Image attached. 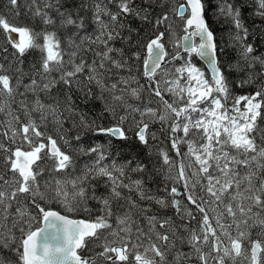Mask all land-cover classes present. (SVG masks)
Instances as JSON below:
<instances>
[{"label":"snow or ice","instance_id":"snow-or-ice-1","mask_svg":"<svg viewBox=\"0 0 264 264\" xmlns=\"http://www.w3.org/2000/svg\"><path fill=\"white\" fill-rule=\"evenodd\" d=\"M248 3L218 0L224 60L206 0H6L40 27L0 11V264H264V0L253 27Z\"/></svg>","mask_w":264,"mask_h":264},{"label":"trees","instance_id":"trees-1","mask_svg":"<svg viewBox=\"0 0 264 264\" xmlns=\"http://www.w3.org/2000/svg\"><path fill=\"white\" fill-rule=\"evenodd\" d=\"M5 3H6V0H0V11L4 12L5 15H8L10 22L17 23V24L28 23L30 26L34 24L37 27V29H39L40 25H39L38 21L37 22L30 21L26 17L23 16V12L25 11L23 8L21 9V12H22L21 17L17 19V18H14L11 14L7 13V11L3 7ZM206 3H207V8H208V11L206 14L207 19H208V22H209L212 30L214 31L215 35L217 36L218 41L221 43L222 46H224L226 42L229 44V46L227 48L228 55L223 57V59L224 60L234 59L235 53L232 51L231 46H230L229 25L225 21L224 17L219 16L217 14L216 5L218 3V0H206ZM253 7H254L253 0H249L248 7L245 11V17H246L245 22L250 27H253V17L251 16V11H252ZM260 23L261 22L257 18L256 19V25L259 26ZM138 24H139V22L134 23L133 27H137ZM182 34H183V32L180 31V29H177V35L181 36ZM134 39H135V36H134ZM4 43H5V37H4L3 33L0 32V45H4ZM117 46H120V45L117 44ZM169 48H171V45H169ZM38 55L39 54L37 52H30L28 54V56L26 57V60H32V59L36 58ZM184 55H186V54H184ZM193 62L196 63L199 67L205 68L203 66V64L197 59V57H193ZM252 90H253L252 88L245 89V91H247V92H250ZM237 91H239V90H237ZM166 98H168V97L166 96ZM79 103L81 105V108L84 111H88L89 109H94V113L99 112V110L102 106L101 102H99V101H96L93 104V102H86V101L81 100V101H79ZM103 122L106 124L108 121H107V119H105ZM158 128H159V125H153V130H156ZM69 135L70 136L75 135V130H72V132H70ZM158 135H159V133H158ZM161 140H163V137H161ZM96 142H100V141L97 140ZM159 146L160 147H166L167 142L164 141ZM141 151L144 154H147V152H148L147 149H142ZM153 151H154V149H153ZM173 155H174V153H173ZM82 159H86V158H82ZM152 159H153V161H155V156H153ZM161 180H162V178H158L157 182L159 183V182H161ZM153 187H155V185H153ZM70 215H72L73 217L79 218L78 216H76V214H70Z\"/></svg>","mask_w":264,"mask_h":264},{"label":"water","instance_id":"water-1","mask_svg":"<svg viewBox=\"0 0 264 264\" xmlns=\"http://www.w3.org/2000/svg\"><path fill=\"white\" fill-rule=\"evenodd\" d=\"M16 35V34H14ZM183 36V34L181 35ZM16 39H19L18 35H16ZM197 59L203 64V66L206 68V65L199 59V57H197ZM73 218H77V217H73Z\"/></svg>","mask_w":264,"mask_h":264},{"label":"bare ground","instance_id":"bare-ground-1","mask_svg":"<svg viewBox=\"0 0 264 264\" xmlns=\"http://www.w3.org/2000/svg\"><path fill=\"white\" fill-rule=\"evenodd\" d=\"M184 55V54H183Z\"/></svg>","mask_w":264,"mask_h":264}]
</instances>
